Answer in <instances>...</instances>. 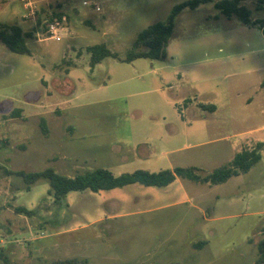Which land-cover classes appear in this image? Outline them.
<instances>
[{
	"label": "rangeland",
	"instance_id": "374dc122",
	"mask_svg": "<svg viewBox=\"0 0 264 264\" xmlns=\"http://www.w3.org/2000/svg\"><path fill=\"white\" fill-rule=\"evenodd\" d=\"M186 1L45 2L31 19L19 2L0 0V21L31 33L28 54L0 43V166L66 177L196 167L203 177L264 142V0L241 2L258 27L220 14L221 0L185 9L165 58L138 60L143 68L123 62L142 30ZM53 11L68 15L66 32L42 41L37 18ZM101 44L117 58L90 66L87 48ZM73 67L80 80L65 74ZM260 155L218 185L176 178L165 188L70 192L60 202L46 180L28 190L0 170V251L7 264H254L264 238Z\"/></svg>",
	"mask_w": 264,
	"mask_h": 264
},
{
	"label": "trees",
	"instance_id": "16d2710c",
	"mask_svg": "<svg viewBox=\"0 0 264 264\" xmlns=\"http://www.w3.org/2000/svg\"><path fill=\"white\" fill-rule=\"evenodd\" d=\"M243 0H221L214 3V8L223 16L230 19L235 17L244 26H259V22L250 18L249 11L241 5ZM210 0H190L174 6L170 12L166 22H158L152 24L142 30L137 36L132 49L128 51L123 62L130 63L137 59L159 60L166 56V46L172 35L174 21L176 17L185 9L194 10L200 4H205ZM61 5H58V8ZM68 15L64 11L51 12L48 18H37L36 28L40 32L45 30V24L52 18L61 20ZM264 23L259 26L263 28ZM31 33H24L17 23L0 22V43H2L10 52L15 54H28L26 46V38ZM140 48H143L140 49ZM89 53L90 66L101 63L105 58H117L105 45H93L87 48ZM43 133H46L45 123H40ZM3 144L7 141L3 140ZM264 149V143L257 144L253 149H243L237 153L227 166L215 169L210 174L201 177L195 172L199 169L196 167L181 168L176 167L159 172H149L146 170H136L133 173H125L115 176L106 169H96L88 171L84 174L75 175L74 177H66L56 173L51 168H47L41 172L25 173L23 171L11 172L6 171L0 166V170L11 175L14 174L22 178L26 189L40 180H46L49 185L48 195L55 201L60 202L65 199L70 192H82L89 190L91 192H99L123 188L132 184H140L145 187L165 188L172 184L176 178L188 179L199 184L218 185L225 183L231 177L247 173L260 158V151ZM15 212L18 214L32 215L31 211L22 207H16ZM0 264H7L6 257L0 251ZM51 264H85L76 258L55 261ZM254 264H264V238L257 243V259Z\"/></svg>",
	"mask_w": 264,
	"mask_h": 264
},
{
	"label": "built area",
	"instance_id": "2783aa9c",
	"mask_svg": "<svg viewBox=\"0 0 264 264\" xmlns=\"http://www.w3.org/2000/svg\"><path fill=\"white\" fill-rule=\"evenodd\" d=\"M19 2L23 8L26 10V14L24 17L26 18H35V14L37 10L44 6V3L46 5L49 4V2H56V3H64V2H77L81 6L89 9H95L96 8V0H14ZM65 16L59 20L57 18H52L51 20H48L45 24V30L43 32H39L38 34L41 35V39L43 40H54V41H61L63 33L66 32L65 27Z\"/></svg>",
	"mask_w": 264,
	"mask_h": 264
},
{
	"label": "crops",
	"instance_id": "0c3cea01",
	"mask_svg": "<svg viewBox=\"0 0 264 264\" xmlns=\"http://www.w3.org/2000/svg\"><path fill=\"white\" fill-rule=\"evenodd\" d=\"M0 22H5V23H10V22H8V21H0ZM11 23H16V22H11ZM2 44V43H1ZM3 45V44H2ZM6 48V47H5ZM138 60H143V59H137V60H135V61H132V62H130V63H126V64H132L133 66L132 67H138V68H143V67H145V65L144 64H140V63H137L138 62ZM144 60H147V59H144ZM100 65V64H99ZM150 66V65H149ZM74 68V69H73ZM73 68H70V69H67V70H65V74L67 75V76H73L74 74L76 75L77 73H76V68H78V67H73ZM76 80H80V78H79V76L78 75H76V76H73ZM88 81V80H87ZM262 143H264V142H262ZM260 160H261V158H260ZM264 230V229H263ZM250 241V240H249ZM248 241V242H249ZM203 245V244H202Z\"/></svg>",
	"mask_w": 264,
	"mask_h": 264
},
{
	"label": "water",
	"instance_id": "95a60500",
	"mask_svg": "<svg viewBox=\"0 0 264 264\" xmlns=\"http://www.w3.org/2000/svg\"><path fill=\"white\" fill-rule=\"evenodd\" d=\"M261 34L264 36V27L261 29Z\"/></svg>",
	"mask_w": 264,
	"mask_h": 264
}]
</instances>
